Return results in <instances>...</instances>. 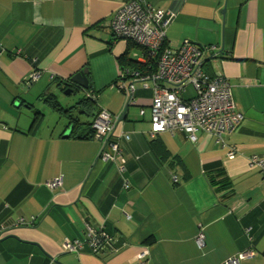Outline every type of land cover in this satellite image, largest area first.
Instances as JSON below:
<instances>
[{
    "label": "crops",
    "instance_id": "0c3cea01",
    "mask_svg": "<svg viewBox=\"0 0 264 264\" xmlns=\"http://www.w3.org/2000/svg\"><path fill=\"white\" fill-rule=\"evenodd\" d=\"M124 2L0 0V238L14 237L0 242V264H223L246 250L254 256L240 264H264V183L248 166L264 158V0H144L173 14L170 49L213 48L204 72L228 80L243 117L225 138L231 159L204 133L194 142L149 136L152 91L120 76L118 63L139 55L107 27ZM83 69L98 107L125 113L116 131L129 140L115 162L98 159L99 140L79 138L86 126L63 139L72 107L55 99L67 112L57 111L43 98ZM130 83L133 109L120 88ZM85 224L116 251L63 252L64 240L84 239Z\"/></svg>",
    "mask_w": 264,
    "mask_h": 264
},
{
    "label": "built area",
    "instance_id": "2783aa9c",
    "mask_svg": "<svg viewBox=\"0 0 264 264\" xmlns=\"http://www.w3.org/2000/svg\"><path fill=\"white\" fill-rule=\"evenodd\" d=\"M172 18L171 12L150 6L144 0H126L111 16L107 27L115 38L131 42L144 52L137 58L139 63L149 62L154 66V72L148 75L127 70L123 74H128L133 82L140 83L141 88L152 91L151 138L165 132H181L194 142L195 134L204 132L215 137L224 148V137L239 127L243 119L236 111L231 86L223 76L210 77L204 72L205 59L213 48H199L186 42L175 50L163 46L166 29ZM36 78V71L32 70L30 79L33 81ZM188 87L194 90V97L183 102L179 95ZM120 88L124 93L125 103L132 101L134 83L122 84ZM118 120L119 115H112L103 109L92 120V138L101 142L98 159L102 162H115L121 158L119 141L129 140L128 135L116 131ZM234 156V148H228L227 157L231 159ZM248 166L261 174L264 183V158L252 156ZM170 181L177 183L175 174H170ZM45 185L50 190L57 189L61 185V179L47 181ZM1 233L0 230V235ZM196 241L200 246L202 236L198 235ZM112 243V237L85 224L83 241L64 240L62 250L74 254L87 251L96 255L107 248L108 253H113L116 249ZM146 255L143 252L139 258H145ZM253 256L252 250L238 252L223 264H240Z\"/></svg>",
    "mask_w": 264,
    "mask_h": 264
},
{
    "label": "trees",
    "instance_id": "16d2710c",
    "mask_svg": "<svg viewBox=\"0 0 264 264\" xmlns=\"http://www.w3.org/2000/svg\"><path fill=\"white\" fill-rule=\"evenodd\" d=\"M159 9V8H158ZM110 30V29H109ZM111 34H112V36H113V38H114V40H118V39H116L115 38V36L113 35V33L111 32ZM120 41H123V40H120ZM124 42H126V44H130L131 46H134V47H136L134 44H132L131 42H127V41H124ZM163 46H165V47H168L167 46V41H166V39H165V42L163 43ZM201 48V47H200ZM127 50H129L128 48H127ZM142 50H141V52H140V54L139 55H142ZM144 53V52H143ZM127 55H128V52L127 53H125L124 55H122L121 57H119L118 58V63H119V69H120V76H123V77H130L128 74H123V72H125L126 70L128 71V72H140L141 73V75H148V74H150V73H152V72H154V66H153V64L152 63H139L138 62V57L136 58V57H127ZM205 68V67H204ZM216 76V75H215ZM231 86V85H230ZM62 89V91L65 89L64 87L63 88H61ZM192 89V88H191ZM231 90H232V87H231ZM123 92V91H122ZM95 92L94 91H92V87H91V85H90V83L88 84V89L86 90V91H83V99L82 100H79L77 103H76V105L77 106H79V108H81V111H83V113L85 114V115H87V116H90V115H92L91 113H92V111H93V107L94 108H96L95 109V113H94V115H93V117L94 116H96V114L101 110L99 107H98V105L96 104V102H95V94H94ZM152 93V92H151ZM123 95H124V93H122ZM179 97H180V99H181V101H183V102H186V101H188V100H190L192 97H194V90L192 89V94L191 95H188L187 94V89H185V92H183V93H181L180 95H179ZM55 110H57V111H61V112H67L66 110H64V109H62L60 106H59V104L57 103V101L54 99V97H45L44 98ZM151 100H152V98H151ZM124 101H125V96H124ZM131 103H133V100L132 101H129V102H126L125 103V108H127V107H129V105L131 104ZM151 104V103H150ZM235 107H236V105H235ZM150 109H151V106H150ZM125 111V110H124ZM236 111L237 112H239L238 110H237V108H236ZM240 113V112H239ZM68 114V113H67ZM72 117V116H71ZM92 117V118H93ZM67 118H70V115L68 116L67 115ZM72 118H76V117H72ZM71 119V118H70ZM91 123H92V120H90L89 122H79L78 120H77V118L74 120L73 119V121L72 122H70L69 123V125H73V132H75V130L78 128V127H83V126H86V128H85V131H83L82 133H80V136H79V138H83V139H86V138H92V130H91ZM149 123H150V120H149ZM151 125V124H150ZM151 127V126H150ZM235 131V130H234ZM233 131V132H234ZM72 132V133H73ZM150 132V131H149ZM232 132V133H233ZM166 133V132H165ZM175 133H181V132H175ZM199 133H204V132H199ZM231 133V134H232ZM169 134V133H168ZM174 134V133H173ZM182 134H184V133H182ZM197 134V133H196ZM204 134H206V133H204ZM170 135H172V134H170ZM185 135V134H184ZM206 135H208V134H206ZM230 135V134H229ZM186 136V135H185ZM208 136H211V135H208ZM228 135H226L225 137H224V143H225V147L226 148H233V147H231V146H229V145H227V143H226V141H225V138L227 137ZM187 137V136H186ZM211 137H213V136H211ZM154 138V137H153ZM214 138V140H215V142L218 144V146L219 147H221V148H223L222 147V145L219 143V142H217V140H216V138L215 137H213ZM188 139V138H187ZM189 140V139H188ZM190 141V140H189ZM191 142V141H190ZM224 147V148H225ZM161 154L163 155V157L164 156H168L169 154H168V151L164 148V147H162L161 148ZM174 159L175 158H173L172 159V161H174ZM111 237V236H110ZM4 238V237H3ZM81 241H83V239H81ZM113 244V243H112ZM104 250H106V252H107V248H105Z\"/></svg>",
    "mask_w": 264,
    "mask_h": 264
},
{
    "label": "rangeland",
    "instance_id": "374dc122",
    "mask_svg": "<svg viewBox=\"0 0 264 264\" xmlns=\"http://www.w3.org/2000/svg\"><path fill=\"white\" fill-rule=\"evenodd\" d=\"M132 50H133V53H136L137 55H139V53L141 52V50H139V49H137L136 47H133L132 48ZM136 56V55H135ZM136 86H138V87H141L140 86V83H137L136 84ZM59 88H51V92L47 95V96H43V98H45V97H54V99H56L57 101H60V103L61 104H63L62 106L63 107H66L67 105H68V107H72L70 110V115H72V117H76V118H78L82 123L83 122H89L90 120H93V115H94V113H95V109L96 108H94L93 107V111H92V115H90V116H87V115H85L84 113L83 114H80V112L79 113H76L75 111H76V108L78 107L77 105H76V103L79 101V100H82L83 99V92L82 91H77V90H75V93L74 94H71V95H64L63 93H62V89H61V87L62 86H58ZM119 87V85L117 86V88ZM112 88H116L115 86H112ZM187 89V94L188 95H191L192 94V89L190 88V87H188V88H186ZM116 90V89H115ZM117 91V90H116ZM118 92V91H117ZM43 95H45V91L43 90ZM97 94V96H98V104L100 103V101H101V95H102V92H98V93H96ZM43 98H42V100H43ZM42 103V102H41ZM125 107V106H124ZM128 108H131V109H133V108H136V107H132V106H129ZM55 115H56V113H55ZM50 116H46V118H49ZM93 117V118H92ZM56 118V116H54L53 117V119H55ZM65 120V118H62V120H61V122L62 123H67L68 122V119H66V121H64Z\"/></svg>",
    "mask_w": 264,
    "mask_h": 264
},
{
    "label": "water",
    "instance_id": "95a60500",
    "mask_svg": "<svg viewBox=\"0 0 264 264\" xmlns=\"http://www.w3.org/2000/svg\"><path fill=\"white\" fill-rule=\"evenodd\" d=\"M62 88L64 87L65 89L62 91V93L64 95H71L75 93V90L77 91H86L88 89V80H87V70L83 69L80 72L70 76L67 80H65L64 82L61 83ZM70 110V109H69ZM124 112L121 115V117L119 118L118 122L120 120H122L123 116H124ZM71 118V119H70ZM70 118H68L69 122H72L73 119L75 120L76 118H72L70 116ZM73 128V125H69L67 130L64 132V134L62 135L63 139L68 138L69 134L71 133V130ZM7 238H14L13 236H6L4 238H0V242L4 241Z\"/></svg>",
    "mask_w": 264,
    "mask_h": 264
}]
</instances>
